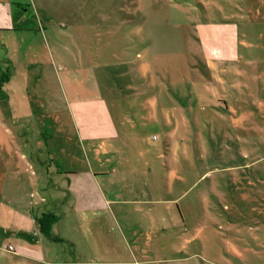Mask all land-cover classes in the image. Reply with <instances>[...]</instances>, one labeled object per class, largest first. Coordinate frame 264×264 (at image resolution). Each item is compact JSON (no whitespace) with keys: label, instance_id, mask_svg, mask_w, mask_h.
I'll list each match as a JSON object with an SVG mask.
<instances>
[{"label":"rangeland","instance_id":"374dc122","mask_svg":"<svg viewBox=\"0 0 264 264\" xmlns=\"http://www.w3.org/2000/svg\"><path fill=\"white\" fill-rule=\"evenodd\" d=\"M23 2L30 7L23 14L29 32H0V211L8 205L20 214L27 201L41 198V186L32 187L20 156L43 162L47 147L65 143L59 131L74 140L63 112L53 132L52 123L26 117L25 103L45 104L38 109L43 113L51 105L58 110L65 99L102 92L137 127L120 130L118 121L126 135L117 144L106 141L104 152L89 148L87 160L71 169L91 164L103 173L102 187L123 189L120 197L107 198L125 202L99 217L108 232L102 241L119 248V260L264 264V170L243 167L240 154L243 145L252 150L264 136V0ZM38 22L45 34H36ZM207 25L216 37L233 40L234 59L198 60L193 36L199 31L207 45H218ZM134 161L147 162V178L136 171L122 175V164L132 173ZM133 184L153 201L147 214L129 202ZM172 199L177 202H155ZM16 234L0 230V244L14 247ZM93 242L90 236L89 246Z\"/></svg>","mask_w":264,"mask_h":264},{"label":"crops","instance_id":"0c3cea01","mask_svg":"<svg viewBox=\"0 0 264 264\" xmlns=\"http://www.w3.org/2000/svg\"><path fill=\"white\" fill-rule=\"evenodd\" d=\"M23 1L24 0H0V32H18L24 30L25 32H29V30L26 29L29 27L27 26V22L29 23L30 21H25V15L23 14L28 11L30 7L24 4ZM31 4V8H33V6L36 8L32 1ZM26 6L27 10L25 9ZM33 26L34 30L38 29L36 34H45L46 30L44 26L41 27L40 22H38L37 27L35 24ZM206 28L208 29L209 38H211L212 41L217 40L218 45H207L206 35L203 29L199 31L197 37L195 35L193 36L194 39L197 40V42L195 40L193 41L197 44L196 56L198 60L202 62H215L234 59L235 55L232 53L230 47L232 44L231 41L233 40L223 34L216 37L215 31H212L209 25H207ZM44 43L46 44L45 41ZM63 67L64 66L61 68ZM5 79H8V76ZM97 88V86L92 88V92H94L95 89L98 90ZM101 93L95 92L93 96H88L84 99H65L63 106L58 108V110L51 105L52 109L42 110L43 113H39L40 110L38 109L40 107L44 109L43 107L46 106L45 104L38 103L36 105L33 100L25 103L27 110L26 117H28L29 120L36 119V121H40V119H42L44 122L52 123V127H49H51L53 132L57 128L56 122L61 121L59 120V113L63 112L68 127H72L69 134H72L74 140L70 139L68 132L59 131L60 135L66 137L65 143L60 144L58 147H52V145L47 147L44 151L46 157H42V160H44L43 162H41L39 158H36L35 161L33 160L32 162L26 161L23 155L20 156L19 159L23 163V170L31 171L30 175L33 177L32 180L34 181V183L32 181V187L33 184H36L35 186H41L38 188L41 198L33 203L27 201L26 205L23 206L25 210L20 214L15 213L14 209L10 208L8 205H4V207L10 210L0 211L1 218H5L3 222H0V230H4L8 227L17 232L15 235L16 244L14 247L10 244H0V264H126V262L119 260L122 255L118 251V247L114 246L112 243H103L102 238L106 235L107 231L102 224L103 222L99 219L101 216L100 213L107 215L110 213L112 214L113 205H117L118 202L121 201L125 202V200L107 198V196L111 194L120 197L121 194L123 195V189L117 188V192H115L116 189L114 190L108 185L104 184V187H102L99 176L103 175V173H95L91 164L90 166L88 165V168L87 165L79 163L80 168L78 170L71 169V164H77L79 159L80 161H82L83 158L87 160L89 148H92V150L96 152H104L106 150L104 146L106 141L116 142L117 144V141L126 135L120 133L118 121L121 122L123 120V123H120V130L124 128L125 124L130 127H128V129L135 130L137 127L136 121L131 120L129 112L123 114L119 113L118 110L114 111L112 105H115L116 102H111L109 98L100 96ZM143 101H146L144 105L146 104L147 106V100L143 99ZM48 105L49 104H47V106ZM34 107H36V110ZM144 110L146 111L147 107ZM50 115L56 116L57 120L50 118ZM142 119L147 121L146 113ZM261 119L263 120L264 116H262ZM261 129L263 130V127ZM136 134H138L137 131ZM49 137L48 135L46 138V144ZM71 142H74L76 146L73 150L71 145H69ZM246 142L245 140L244 143ZM133 145H131L133 146L132 148L136 149L137 146H135V144ZM123 146L127 148L126 143H124ZM129 147L130 146H128V148ZM38 151L39 150H35L36 153ZM32 154L34 155L35 153L32 152ZM240 154L245 162L244 165H242L243 167L254 168L260 166L258 170L263 172V132L260 133V138L254 149L248 151L243 145ZM36 161H38L40 165ZM41 163L43 165H41ZM131 163L129 164L131 165L130 171L132 173L127 172L128 168H125V165L122 164L123 176L133 174L134 171H136L139 172L138 175H140V177L147 178V162L140 164L141 162L134 161ZM62 164L63 167L59 169ZM141 166L144 167L142 168ZM35 167H37L36 172L33 171ZM116 182L118 184L120 179L118 178ZM132 187L133 188L130 189V195L133 193H135V195L130 197L131 200H129V202L140 205L147 214V203L153 202L147 200V189L141 193V190L137 191V189L134 188V184ZM263 189L264 188H262V190ZM32 196L33 194H31L30 197ZM175 201L177 202V199L158 200L155 202L169 204ZM53 204L55 206H52ZM57 209H62V212H57ZM90 213L95 215L93 220L89 218ZM43 214H52L57 218V221L51 227L52 239L43 236L36 224L35 219ZM90 236L94 240V245L89 246L88 242ZM65 244H69L72 253L67 251ZM9 246L13 247L12 252L8 251L7 248ZM85 250H87L88 253H86Z\"/></svg>","mask_w":264,"mask_h":264},{"label":"trees","instance_id":"16d2710c","mask_svg":"<svg viewBox=\"0 0 264 264\" xmlns=\"http://www.w3.org/2000/svg\"><path fill=\"white\" fill-rule=\"evenodd\" d=\"M36 224L39 227L40 233L46 238H51V227L57 221L56 216L52 214H43L36 218ZM57 240V239H55Z\"/></svg>","mask_w":264,"mask_h":264},{"label":"built area","instance_id":"2783aa9c","mask_svg":"<svg viewBox=\"0 0 264 264\" xmlns=\"http://www.w3.org/2000/svg\"><path fill=\"white\" fill-rule=\"evenodd\" d=\"M7 249H8L9 252L13 251V247H11V246H9Z\"/></svg>","mask_w":264,"mask_h":264}]
</instances>
